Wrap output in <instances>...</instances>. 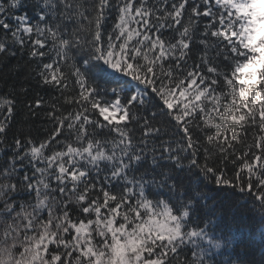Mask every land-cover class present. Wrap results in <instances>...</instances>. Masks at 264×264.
I'll return each mask as SVG.
<instances>
[{
  "label": "snow or ice",
  "instance_id": "snow-or-ice-1",
  "mask_svg": "<svg viewBox=\"0 0 264 264\" xmlns=\"http://www.w3.org/2000/svg\"><path fill=\"white\" fill-rule=\"evenodd\" d=\"M18 51L59 95L39 140L0 97V264H264L200 215L264 225V0H0Z\"/></svg>",
  "mask_w": 264,
  "mask_h": 264
},
{
  "label": "trees",
  "instance_id": "trees-1",
  "mask_svg": "<svg viewBox=\"0 0 264 264\" xmlns=\"http://www.w3.org/2000/svg\"><path fill=\"white\" fill-rule=\"evenodd\" d=\"M209 55L211 56L212 53L210 52ZM33 69H35V63H28L26 52L21 57L18 51L17 56L10 61L0 58V97L7 93H19L14 97L16 106L13 113L12 132L20 135L21 138L31 136L39 140L52 127L45 117V112L49 109L52 99L59 93L41 86L35 78ZM37 99H42L44 104L35 107ZM60 103H64L63 99ZM29 104L33 106L35 114L29 111L27 107ZM246 139L248 142L253 139L251 131ZM4 159L6 156L0 153V162ZM177 179L179 180V177ZM208 195L216 201L217 205L222 202L228 206L227 212L200 210L201 217L207 216L209 231L222 236L223 242L229 245L219 250L218 259L235 260L239 257L245 261L258 262L264 255V225L261 224L259 215L241 207L242 201L229 205L227 194L209 192ZM209 203L211 204L212 200H209Z\"/></svg>",
  "mask_w": 264,
  "mask_h": 264
}]
</instances>
